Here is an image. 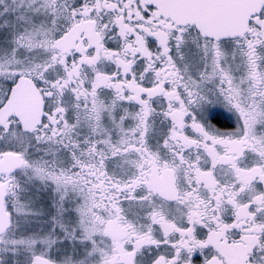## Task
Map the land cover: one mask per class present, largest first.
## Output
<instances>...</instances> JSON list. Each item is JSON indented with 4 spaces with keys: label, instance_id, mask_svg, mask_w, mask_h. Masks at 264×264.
Returning <instances> with one entry per match:
<instances>
[{
    "label": "snow or ice",
    "instance_id": "obj_1",
    "mask_svg": "<svg viewBox=\"0 0 264 264\" xmlns=\"http://www.w3.org/2000/svg\"><path fill=\"white\" fill-rule=\"evenodd\" d=\"M0 264H264V0H0Z\"/></svg>",
    "mask_w": 264,
    "mask_h": 264
}]
</instances>
